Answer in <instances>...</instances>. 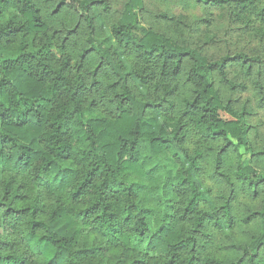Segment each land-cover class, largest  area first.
<instances>
[{
    "label": "clouds",
    "instance_id": "1",
    "mask_svg": "<svg viewBox=\"0 0 264 264\" xmlns=\"http://www.w3.org/2000/svg\"><path fill=\"white\" fill-rule=\"evenodd\" d=\"M0 264H264V0H0Z\"/></svg>",
    "mask_w": 264,
    "mask_h": 264
}]
</instances>
